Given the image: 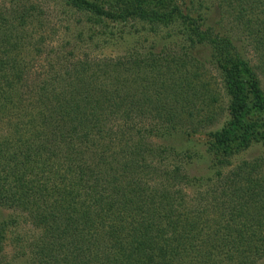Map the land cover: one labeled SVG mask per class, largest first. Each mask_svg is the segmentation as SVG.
I'll list each match as a JSON object with an SVG mask.
<instances>
[{
  "label": "trees",
  "instance_id": "obj_1",
  "mask_svg": "<svg viewBox=\"0 0 264 264\" xmlns=\"http://www.w3.org/2000/svg\"><path fill=\"white\" fill-rule=\"evenodd\" d=\"M61 1L92 25L128 18L179 22L181 36L172 46L180 50L150 47L110 60L107 84L90 80L93 62L72 59L63 72L40 79L32 95H23L18 54L0 46V117L10 123L7 135L14 143L0 142V207L23 210L41 228L28 247L31 264H257L264 256V179L250 178L243 164L227 173L222 168L232 152L229 129L241 114L238 65L264 112V0ZM9 18L18 24L25 15ZM10 19L0 13V45L17 39ZM223 20L238 23L240 38ZM93 32L90 27V42ZM248 47L251 58L242 52ZM207 62L220 77L228 116L205 131L201 153L217 163L196 176L182 161L191 156L187 149L146 140L185 137L208 129L204 123L215 124L216 96L198 92L187 77ZM159 153L182 159L168 166L145 158ZM202 179L220 182L226 211L219 215L228 216L223 224L188 218L182 191L197 190Z\"/></svg>",
  "mask_w": 264,
  "mask_h": 264
},
{
  "label": "rangeland",
  "instance_id": "obj_2",
  "mask_svg": "<svg viewBox=\"0 0 264 264\" xmlns=\"http://www.w3.org/2000/svg\"><path fill=\"white\" fill-rule=\"evenodd\" d=\"M10 2L11 0H0V13L3 18L10 19V14L19 15L21 11L24 12L25 18L18 24L15 20L10 19L12 30H16L17 39L13 42L10 40L9 44L0 46L18 54L22 70L21 78H16V80L19 79L18 88L23 95H32L36 87L34 85L46 74L55 75L57 72H63L66 69L65 64L73 63L76 59L86 60V64L93 62L87 67L88 71L92 70L90 80L95 83L104 82L107 84L109 76L105 72L110 68H107L105 64H110V60L128 53H135L136 50L142 54L150 47L155 52L160 51L163 46L169 52L180 50L177 46H172L181 36L177 28L179 22L176 24L172 22L168 25L152 24L137 18H128L124 21L104 19L100 21V24L92 25L83 14L68 9L61 0H21L19 5ZM177 3H179L178 0ZM211 18V21H214V18ZM215 19L217 20V17ZM221 25L227 26L231 36L240 38L241 32L238 23L235 24L232 21L227 23L223 20ZM90 27L94 31L93 34L95 33L92 42L87 40ZM242 43L244 41H237L240 46ZM209 50L205 51L206 54L209 53ZM247 51L250 57L252 54L249 47L242 52L246 54ZM203 54L201 52L200 55ZM253 63L257 64L256 61ZM237 69L242 85L241 114L239 121L229 129L228 142L232 146V152L228 156V164L224 165L222 170L227 173L243 164L250 172V178L264 179V112L259 108L256 99L249 91V77L242 72L239 65ZM193 71L195 72H191L187 77L197 84V91L216 96L214 102L215 124L204 123L203 127H209L208 129H198L194 133L185 134V137L162 138L155 136L151 140H146V143L150 145L154 142L162 147L182 146V149H187V152L191 154L188 159L185 157L182 159L181 155L171 156V154L165 155V153L145 158L147 161H160L168 166L182 159L189 175L203 176L209 173L210 168L217 163L214 156L205 158V154L201 153L202 143L209 138L204 133L221 126L228 116V111L226 102L223 101L225 96L218 93L221 92V80L213 64L207 62L203 66L199 65L194 68ZM11 77L15 79L14 76L11 75ZM58 81H55L53 85H57ZM261 86L264 90L263 75L261 76ZM9 112V115L12 114L13 120L15 111L11 109ZM2 120L4 122L0 117V142L2 143L8 138L4 144L14 146L12 138L7 135L11 125L5 119ZM143 126L145 123L137 121V127ZM13 131L16 135L15 130ZM20 133V135L17 133L16 136L26 138L28 135L26 130H22ZM225 150L229 151V147H226ZM138 159L140 160V158ZM197 183V190L185 186L182 191L183 199L181 200L184 201L185 210L190 211V213L186 212L190 216L188 218L197 222L198 225L225 223L223 220L228 216L227 214L222 216L224 215L222 212L226 210L222 209L224 201L222 199L221 203L220 182L216 180L208 182L206 179H202ZM219 203L222 204L221 207H219ZM39 234H41V228L23 210L0 207V264H31L30 257L32 255L28 247L29 244L36 241ZM257 264H264V256Z\"/></svg>",
  "mask_w": 264,
  "mask_h": 264
}]
</instances>
